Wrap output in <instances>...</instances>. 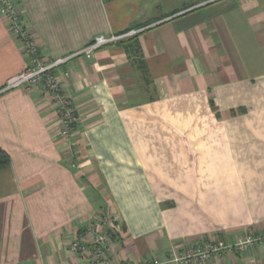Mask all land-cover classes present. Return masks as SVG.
Wrapping results in <instances>:
<instances>
[{"label": "crops", "instance_id": "obj_1", "mask_svg": "<svg viewBox=\"0 0 264 264\" xmlns=\"http://www.w3.org/2000/svg\"><path fill=\"white\" fill-rule=\"evenodd\" d=\"M18 1L46 57L136 30L151 84L120 42L72 58L64 138L42 84L1 90L28 58L0 14V264H76L68 244L100 214L131 261L262 228L264 0ZM188 264H264V238Z\"/></svg>", "mask_w": 264, "mask_h": 264}, {"label": "built area", "instance_id": "obj_2", "mask_svg": "<svg viewBox=\"0 0 264 264\" xmlns=\"http://www.w3.org/2000/svg\"><path fill=\"white\" fill-rule=\"evenodd\" d=\"M0 14L4 17L10 33L21 43L28 63L20 72L9 76L1 90L18 86L27 89L42 84L43 91L51 94L55 112L59 118V134L68 138L75 130L78 113L70 94L65 91L59 76L69 72L62 69L63 64L77 56L91 57L94 50L136 33L129 30L108 36L96 35L82 47L58 57H46L40 53L37 40L30 33L18 0H0ZM74 165V164H72ZM106 225V227L104 226ZM120 226L108 214H100L90 222L81 235L74 237L68 244L69 250L76 255V264H188L199 262L223 253L243 252L264 238L262 228L250 230L242 237L229 240L225 237L205 238L174 248L167 256H150L131 261L112 254L111 240L117 236Z\"/></svg>", "mask_w": 264, "mask_h": 264}, {"label": "trees", "instance_id": "obj_3", "mask_svg": "<svg viewBox=\"0 0 264 264\" xmlns=\"http://www.w3.org/2000/svg\"><path fill=\"white\" fill-rule=\"evenodd\" d=\"M119 42L123 44L125 52L129 60L132 62L134 67L137 70H139L142 76L143 82L146 84V86H149L151 84V78H150L148 67L144 59L142 48L139 42V32H136L120 40ZM8 164H10V157L0 147V168Z\"/></svg>", "mask_w": 264, "mask_h": 264}]
</instances>
